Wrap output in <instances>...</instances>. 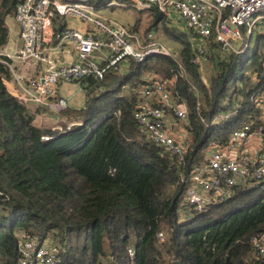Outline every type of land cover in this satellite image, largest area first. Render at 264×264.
<instances>
[{"label": "trees", "instance_id": "1", "mask_svg": "<svg viewBox=\"0 0 264 264\" xmlns=\"http://www.w3.org/2000/svg\"><path fill=\"white\" fill-rule=\"evenodd\" d=\"M113 1L87 3L101 9ZM15 6L16 0H0V48ZM147 13L145 35L175 43L178 54L127 58L102 81L81 82L84 107L61 112L74 123L69 129L34 124L7 90L11 61L0 57V264H18L24 237L55 245L58 264H264L250 244L264 229V179L235 187L206 213L179 215L191 167L240 122L258 116L249 98L264 92V35L222 63L212 55L206 85L191 62L190 36L170 28L156 8ZM140 28L136 20L128 30L139 34ZM147 76L171 81L187 106L192 142L183 163L146 141L133 119L134 90ZM222 114L231 119L217 124Z\"/></svg>", "mask_w": 264, "mask_h": 264}, {"label": "built area", "instance_id": "2", "mask_svg": "<svg viewBox=\"0 0 264 264\" xmlns=\"http://www.w3.org/2000/svg\"><path fill=\"white\" fill-rule=\"evenodd\" d=\"M113 4L140 12L156 8L167 21L176 16L190 36L191 62L200 70L212 55L222 63L231 55L244 53L252 40L264 35V0H117L109 5ZM99 9L87 0H16L11 18L18 27L20 47L14 57L6 58L33 63L36 68L33 77L12 74L23 90L22 95L15 97L19 103L62 112L68 108L69 100L59 97L56 86L77 85L87 79L100 82L127 58L141 62L150 54L171 55L152 40L151 32L144 36L148 41L144 44L128 29L101 17ZM57 17L76 18L86 28H65L56 33L51 29ZM52 42L56 44L51 46ZM63 46H69L74 53L72 62L60 61L56 56ZM201 78L206 84L202 75ZM134 92L137 104L132 116L141 136L178 163L185 162L192 142L191 127L187 106L178 101L172 82L147 76ZM249 102L258 116L240 122L224 142L209 146L203 159L182 180L186 189L180 200L181 219L206 213L229 199L235 187L264 179V92L251 96ZM230 119V114H222L216 123ZM256 122L258 125L254 126ZM48 139L41 137L43 141ZM157 238L162 242L164 236L159 233ZM250 244L257 256L264 255V229L250 239ZM18 249V264H58V248L53 244L24 237ZM127 252L134 258L133 247H128Z\"/></svg>", "mask_w": 264, "mask_h": 264}, {"label": "crops", "instance_id": "3", "mask_svg": "<svg viewBox=\"0 0 264 264\" xmlns=\"http://www.w3.org/2000/svg\"><path fill=\"white\" fill-rule=\"evenodd\" d=\"M57 18H61V17H57ZM56 19L54 20V22L52 24V29H51L52 31H54L56 33L60 32L61 30L65 29V28H74V29H79V30H83L86 28L85 24L76 18H61V20H59V21H56ZM70 19H74L76 22L71 23L69 26L67 24V21ZM6 24H7L8 30H9L8 42L4 47L0 48V57L12 58L16 55V53L20 47L19 32H18V27L12 18H8ZM167 24L170 28H174L176 30H179L180 32L187 34V31L185 30L183 24L176 20V16H172L170 21H167ZM57 30H59V31H57ZM160 39H161L162 45L165 47L167 46L166 47L167 49L170 50V49L176 48V49L180 50V47L178 45H176L175 43L167 41L166 39L161 38V37H160ZM55 44H56L55 42H52L51 46H53ZM170 45H172V46H170ZM177 52H179V51H177ZM177 54L178 53L173 54V55L176 56ZM56 56L60 59V61L72 62V60L74 58V53L70 50L69 46H63L60 48V50L58 51ZM13 73H21V74L25 75L26 77H31V76L33 77L36 73V68L34 67L33 63H18L16 61H11L10 77H9L8 81L6 82V88L14 97H18V96L23 94V90H22V88L17 86L16 83L14 82L13 76H12ZM201 75L203 77V74H201ZM203 79H204V77H203ZM204 81L206 82L205 79H204ZM67 99L69 100V98H67ZM25 107L27 108V110L30 113H32L34 115L35 121L38 120V118L41 120V123L42 122L45 123L46 121H51L52 126H47V127L55 128L58 125H61L62 123H65V122L68 125H74V123H72V121H67L66 119H63L62 116L57 114L56 111L47 110L46 108H40L37 105H34L33 103H28L27 105H25ZM60 121H62L61 124H57V123H60Z\"/></svg>", "mask_w": 264, "mask_h": 264}, {"label": "rangeland", "instance_id": "4", "mask_svg": "<svg viewBox=\"0 0 264 264\" xmlns=\"http://www.w3.org/2000/svg\"><path fill=\"white\" fill-rule=\"evenodd\" d=\"M113 2H117V0H115ZM98 13L101 17H103L104 19L109 21L111 24L120 25L126 29H128L129 26L131 28L134 25L136 20H140L141 28L139 30V34H136V33L130 32V31L129 32L133 33V35L136 36L137 39H139L140 41L144 40V36H145L144 29L148 25L147 19L149 18V13L136 11V10H133L131 8H126V7H118L115 4L107 5L101 9H99ZM59 20H61V18L56 19V21H59ZM73 22H76V21L74 19H70L67 21V24L70 26V24ZM152 40L156 41L162 45L161 39H160V37H158V35L153 34ZM254 44H255V40H252L251 46H253ZM170 46H172V45H170ZM167 50L170 52V54H176V53H178L177 51H179L176 48L170 49V50L167 49ZM248 71H249L248 73H250L251 70H248ZM201 72H202L203 77L206 80V84H207L208 79L213 74V68H212L210 61L202 66ZM244 73L245 72H243V73L241 72L238 74V76L240 77ZM80 88L84 89V92H79ZM56 89L59 92V97H62L66 100H68L67 98H69L67 109L72 110V111H78L84 107L85 100H86L84 85H82L80 83H77V85L74 83H66V84H63L61 86H56ZM229 91L230 92L233 91V86H230ZM47 110H51V109H47ZM57 114L61 115V112H57ZM62 121H60V123H57V124H61ZM34 124L37 125L38 127H42V128H50L47 126H52L51 121H46L45 123H43V122L41 123V120L39 118L36 121L34 120ZM64 125L67 126V128H68V126H70L65 122V123H62L61 125H58L57 127L53 128V129H59V128L62 129Z\"/></svg>", "mask_w": 264, "mask_h": 264}, {"label": "water", "instance_id": "5", "mask_svg": "<svg viewBox=\"0 0 264 264\" xmlns=\"http://www.w3.org/2000/svg\"><path fill=\"white\" fill-rule=\"evenodd\" d=\"M174 264H177L176 262H174Z\"/></svg>", "mask_w": 264, "mask_h": 264}]
</instances>
